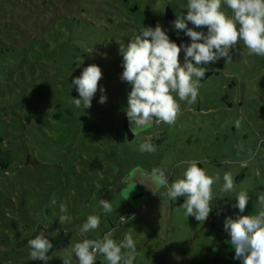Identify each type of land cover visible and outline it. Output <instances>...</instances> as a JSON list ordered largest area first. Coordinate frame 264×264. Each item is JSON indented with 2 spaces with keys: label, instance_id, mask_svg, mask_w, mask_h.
I'll list each match as a JSON object with an SVG mask.
<instances>
[{
  "label": "rangeland",
  "instance_id": "374dc122",
  "mask_svg": "<svg viewBox=\"0 0 264 264\" xmlns=\"http://www.w3.org/2000/svg\"><path fill=\"white\" fill-rule=\"evenodd\" d=\"M187 2L0 0V151L12 157L9 167L0 164V264H44L29 255L35 226L71 232L72 244L85 238L80 228L93 214L100 225L86 238L110 232L119 243L131 232L139 253L134 264H242L228 256L234 249L224 223L228 216L260 210L264 56L249 55L241 41L231 63L221 59L206 66L213 74L200 81L195 104L176 96L180 112L174 125L154 118L132 140L124 127L131 86L120 79L117 41L126 45L141 28L157 23L172 39L178 32L167 22L166 9L171 7L174 21L186 15ZM222 10L231 14L226 4ZM91 64L102 69L99 85L107 102H99L98 90L91 108L83 102L76 107L72 101L79 93L71 78ZM97 122L106 123L107 132ZM148 137L156 151L142 153L139 146ZM191 160L203 161L199 166L214 179L212 211L204 223L187 217L180 208L185 198L173 201L150 175L153 167L161 168L170 186L183 178ZM225 172L233 176L236 193L249 194L243 213L234 207L235 193L221 191ZM102 198L112 213L103 212ZM61 214L69 217L64 224ZM52 232L48 228L50 241ZM7 236L12 243L5 248ZM64 250L52 248L48 264H63ZM98 263L107 261L98 255Z\"/></svg>",
  "mask_w": 264,
  "mask_h": 264
},
{
  "label": "clouds",
  "instance_id": "9594fccd",
  "mask_svg": "<svg viewBox=\"0 0 264 264\" xmlns=\"http://www.w3.org/2000/svg\"><path fill=\"white\" fill-rule=\"evenodd\" d=\"M222 4H226L231 14L222 10ZM186 9V15H178L172 23L178 34L182 31L190 38V44H178L170 39L159 23L154 28H141L126 45L117 41L123 56L120 79L131 86L126 114L135 135L137 128L147 127L154 118L157 122L174 125L180 112L176 96L188 105L195 104L206 66L221 59L226 65L231 63L232 51L241 41L249 55L264 56V0H188ZM204 28L206 32L197 30ZM182 50L183 63L180 60ZM102 76L101 67L91 64L71 81L79 93V98L72 101L76 107L83 102L85 109L91 108L98 90L101 93L99 102H107L106 91L99 85ZM151 141V137L146 138L139 150L142 153L155 152ZM185 163L188 167L183 178L173 181L170 186L159 167L152 168L151 179L157 186L166 187L165 195L173 201L184 197L180 208L185 210V215L204 223L212 211L214 179L199 166L203 161ZM223 180L221 191L235 193L237 201L234 207L243 213L249 194L243 190L235 192L230 173L225 172ZM257 203L260 210L255 214L228 216L224 223V230L230 236L228 243L235 252L234 259L242 261V264H264V192L258 194ZM99 204L104 213L114 211L107 199H100ZM60 211L66 213L67 209L61 205ZM68 220L67 215L59 216L60 224ZM121 220L126 222L125 216H121ZM99 225V215L87 217L79 232L85 238L64 250L60 255L63 264H96L98 255L107 264H134L139 253L131 232L126 233L119 243L110 232L102 238H86L85 234L97 230ZM48 228L49 225H45L39 234L27 241L31 260L48 264L52 258L49 252L53 244L47 235Z\"/></svg>",
  "mask_w": 264,
  "mask_h": 264
},
{
  "label": "trees",
  "instance_id": "16d2710c",
  "mask_svg": "<svg viewBox=\"0 0 264 264\" xmlns=\"http://www.w3.org/2000/svg\"><path fill=\"white\" fill-rule=\"evenodd\" d=\"M166 20H167L168 23H172L173 22V13H172L171 7H167V9H166ZM189 27H192L191 23H189ZM171 37L178 44H182L181 41H184V40L187 39V36H185L182 31L178 35H176L175 33H172L171 34ZM212 74H213L212 71H206L205 76L203 77V79L201 81H204L205 79H207ZM74 78L75 77H72L71 78V81ZM81 104H82V102H81ZM104 124L106 125V123H103V122H97V124H95L96 125V128L100 129L102 131V133H105L108 130L107 128H104L105 127ZM124 127H125V130L128 133L129 139L132 140L135 137V133L130 128V126H129V120L127 118H126V121L124 122ZM151 142L153 143L154 141L152 140ZM4 154H6L7 156L4 157ZM1 158H3V160L4 159L8 160L9 161V164L4 165L2 163V159ZM11 162H12V157H11L10 152H8L6 150H1L0 151V164H1V167L2 168H7V167H9V165L11 164ZM135 196H137V195H135ZM221 213H222V211L219 212V214H221ZM23 227L28 228L29 226H23ZM35 228L36 229L33 232H35L36 235L39 234V232L43 229L42 226H37V227L35 226ZM49 229L51 231H53L52 234H54V236L51 239V243L53 244V249H56V250L67 249L70 246V244H71V236H72V233L71 232L66 233L63 230H57V227L56 226H49ZM10 239H11V237L7 236L6 237V240L7 241H4L3 244H1V245H4V247L7 248L12 243L10 241ZM0 251H1V249H0ZM6 251L7 250L5 249V252ZM0 256H2V255H0ZM228 256L230 258H234L235 252L233 251Z\"/></svg>",
  "mask_w": 264,
  "mask_h": 264
}]
</instances>
